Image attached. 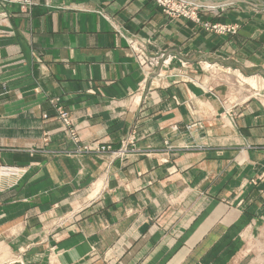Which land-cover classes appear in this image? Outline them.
Listing matches in <instances>:
<instances>
[{"label":"crops","instance_id":"0c3cea01","mask_svg":"<svg viewBox=\"0 0 264 264\" xmlns=\"http://www.w3.org/2000/svg\"><path fill=\"white\" fill-rule=\"evenodd\" d=\"M35 2L31 14L14 11L0 26V166L31 168L18 181L0 177V264L241 263L234 237L246 216L232 204L264 168V127L225 122L214 97L225 88L203 71L204 33L154 0ZM236 6L222 16L236 18ZM126 34L148 57L188 66L176 60L149 74ZM236 52L242 58L232 61ZM253 52L230 47L212 61L223 65L224 56L244 70ZM244 106L236 116L264 118ZM128 136L135 149L127 159L83 149L117 148ZM194 143L206 147L181 150Z\"/></svg>","mask_w":264,"mask_h":264},{"label":"rangeland","instance_id":"374dc122","mask_svg":"<svg viewBox=\"0 0 264 264\" xmlns=\"http://www.w3.org/2000/svg\"><path fill=\"white\" fill-rule=\"evenodd\" d=\"M154 1L168 16L172 18L180 17L191 21L195 23L200 31L204 33L203 36L205 40L202 43L203 49L208 50L206 53V55H208L206 58L208 59L204 60L203 71L209 73L211 78L216 79V81L219 82L218 84L225 88L224 93H220V97L214 93V97L220 102L223 113H225L228 117L224 119L225 122L229 125L236 123L238 125L255 124V126L260 123V126L264 127V118L254 120V118H252L253 116L250 114L255 110L264 113V0ZM224 2H228L230 4H223ZM35 3V0H0V6L2 7V10L0 11V26H3L6 23V20H8L10 14L14 11L17 12V14H31ZM218 3H221L220 6L214 7L215 5H218ZM236 5H239L242 8H235L237 11L233 13L236 15V18L222 16L226 10L237 7ZM8 6L12 7L11 11L6 8ZM230 37H244V39L236 41L233 45H231L232 39H229ZM124 38L127 39L129 47L136 52L139 63L143 66H148L149 74L153 67L157 68L161 64L169 66L176 60L179 61L182 69H186L185 67L188 66V62L186 60L172 55L165 56L164 53L148 57L145 54V47L141 45L140 42H137V40L134 39H128L127 34ZM239 46L249 47L255 50V52H253L254 54L251 55L252 57L248 58L250 62L248 61V63L245 64L248 65L246 66V69L243 70L234 66H226L225 60H227V58L224 56H219L222 58V60L219 59V64L223 65L216 67V61H212L216 57V51L219 50V52H221L222 50L229 49L230 47L237 48ZM233 58L241 59L242 57L238 55V52H236V54H232V61ZM157 76L161 78L163 77V74L158 72ZM173 76L184 77L182 72L174 73ZM252 81L254 83H252ZM208 90L212 93L215 92V88H208ZM228 94L229 96L233 94L234 98L226 97ZM242 103H245L243 111L251 115L249 116L250 119L243 120L242 117L240 118V116H236V112H238V110L242 107ZM63 113L67 112L60 109L59 118L62 124L68 134L73 139L77 140V127H72V120L70 119L68 113L66 116L68 122H66ZM193 126L194 124L188 125L187 128H191ZM167 147L169 149L173 148L169 144ZM205 147L206 145L194 143L184 145L181 147V150H201ZM83 149L86 152L108 154L113 159H127L130 155L134 154V138L132 136H128L121 141V145L117 148H114L108 143H98L97 146L86 145ZM246 162L247 155L246 153L244 154L241 152L238 158L236 157V163L240 167H244ZM251 165L252 167H256L255 164ZM259 169L258 165L257 174L251 175L247 178L249 190L247 197L241 198L236 196L234 201L235 204H232V206L237 208L241 213L245 214L246 219L243 221V224H247V227L256 225L255 228L251 229H248L245 226L243 230H240V232L235 234L234 256L245 257L239 264H264V168L260 171ZM30 170L31 168L29 166H0V177L11 176L16 178L18 181V179L28 176V174L31 173ZM16 185L17 182H13L8 185V187L12 189ZM1 188L2 185L0 182V191ZM251 192L252 196L249 197ZM256 195L258 196L257 198ZM0 206H2L1 200ZM19 220V218L14 219L15 222H18ZM247 229L249 231H246ZM226 250V248L223 250V261H226ZM107 263L108 262L105 259L103 264Z\"/></svg>","mask_w":264,"mask_h":264},{"label":"built area","instance_id":"2783aa9c","mask_svg":"<svg viewBox=\"0 0 264 264\" xmlns=\"http://www.w3.org/2000/svg\"><path fill=\"white\" fill-rule=\"evenodd\" d=\"M63 116H64V119L66 120V122H68V119H67V113H63ZM107 264H112L111 262H108Z\"/></svg>","mask_w":264,"mask_h":264}]
</instances>
